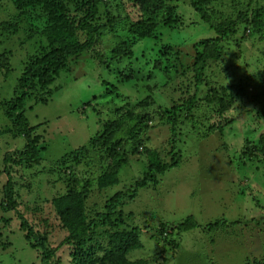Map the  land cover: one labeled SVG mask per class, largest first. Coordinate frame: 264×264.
Listing matches in <instances>:
<instances>
[{
    "label": "rangeland",
    "instance_id": "374dc122",
    "mask_svg": "<svg viewBox=\"0 0 264 264\" xmlns=\"http://www.w3.org/2000/svg\"><path fill=\"white\" fill-rule=\"evenodd\" d=\"M232 1L223 0L218 6L221 10L230 11ZM243 1L246 3L248 0ZM6 2L0 0V21L12 13V6ZM251 5L262 6L264 0H253ZM126 8L132 7L126 3ZM187 8L179 6L177 11L181 15V23L173 30L163 28L159 40L160 45L170 43L184 51L179 57L182 65L191 58L185 55L188 47L190 50L196 41L214 35L198 14ZM235 37L222 58L210 62L207 79L212 83L227 84L245 77L247 73L256 74L264 69V39L249 37L247 30ZM103 40L102 49L107 51L116 43L112 35L105 36ZM21 41H24L22 33L2 43L1 49L11 48L13 54L10 72L4 76V70L0 71V100L12 95L22 70V57L32 43L28 41L26 46L27 43L23 45ZM146 47L143 43L134 50L138 56L143 51L148 58L159 56L157 49L148 50ZM174 76L170 74L169 79ZM154 79L158 87L152 92L154 102L148 107L152 120L145 144L149 149L156 150L163 161L171 162L169 152L173 135L169 125L163 123L158 113L170 107L173 101L186 97L185 85L188 81L179 75L165 84L166 77L160 70L156 71ZM148 83L146 80H133L119 84L115 74L97 66L87 53L72 61L70 70L60 73L55 80L53 87L57 89L49 100L32 104L25 112L29 124H38L37 132L43 136L45 149L41 153V162L24 168L9 162L5 167V153L21 149L24 141L19 136H0V203L6 198V171H10L12 188L19 194L18 198L15 196L20 203L17 208L35 229H46L52 246L58 245L66 233L53 220L54 207L50 201L53 196L65 191L66 179L50 173L51 169L55 172L52 163L85 145L100 129V117L91 105L85 106L88 101L99 105V109L112 107L99 110L106 120L110 115L108 111L113 113V107L133 105L135 100L147 95ZM115 84L124 96L106 92L107 88ZM207 89L202 84L196 91L194 85H190L189 95L195 94L198 99H204L209 93ZM205 105L201 101L197 109L207 113L208 117L210 111L203 108ZM250 106L249 102H237L223 117L213 113L208 120L211 124L215 120L221 123L232 120L224 126L222 140L218 134L212 132L204 135L201 129L194 130L190 126L180 130L175 145V152H180L178 166L159 176L155 185L140 188L135 198H124L125 204L118 211L125 225L141 229L142 247L131 251L128 254L130 259L141 260L143 264H264V156L252 160L240 157L246 138L257 141L259 134L264 131L262 121L253 118L256 113L244 112ZM4 121L5 118L0 123L4 124ZM223 142L228 144L227 148L223 147ZM120 151L126 162L118 172V183L109 188L98 190L96 187L95 178L100 170L98 159L94 158L88 165L80 163L70 168L74 173V186L81 189L86 182L90 185V202L102 203L115 193H126V189L142 177L147 162L142 147L133 153ZM22 174L24 180L19 176ZM188 216L194 218L197 226L178 233L175 230L177 225ZM2 218H10V221L4 223ZM19 223L20 219L14 216L12 210L5 211L0 206V264H41L37 251L24 238ZM160 224H167L166 240L165 233L162 235L157 230ZM104 231L97 230L93 235L91 243L94 246L98 243V249L100 244L107 245V232ZM69 251V245L57 250L56 255L62 264H67Z\"/></svg>",
    "mask_w": 264,
    "mask_h": 264
},
{
    "label": "trees",
    "instance_id": "16d2710c",
    "mask_svg": "<svg viewBox=\"0 0 264 264\" xmlns=\"http://www.w3.org/2000/svg\"><path fill=\"white\" fill-rule=\"evenodd\" d=\"M5 1L12 6V13L0 21V49L2 43L21 33L24 41L20 44L27 43V46L28 41H32L30 49L22 57V70L12 95L0 100V120H6L4 124L0 123V136H19L24 141L21 149L5 153V167L9 162L21 168L41 162V153L45 149L43 136L37 132L38 124H29L25 112L32 104L46 103L57 89L53 84L60 73L69 71L71 62L84 53L97 66L115 74L119 84L133 80L148 81L149 93L135 100L133 105L113 107V113L108 111L110 115L106 120L99 110L112 107L99 109V105L91 101L85 104L91 105L100 117V129L85 145L53 162L55 172L50 170V173L59 174L67 181L64 184L65 191L53 196L50 201L54 207L53 220L66 233L58 245L52 246L46 229H35L17 208L20 203L15 196L18 198L19 194L12 188V174L7 169L4 186L6 198L1 201V208L12 210L14 216L20 219L19 227L24 232V238L37 251L41 264H62L56 252L63 245L70 246L67 264H143L141 260L128 257L131 251L142 247L141 229L125 225L118 208L125 204L124 198H135L140 188L155 185L159 176L178 166L180 152H175V145L180 130L190 126L194 130L201 129L204 135L212 132L218 134L222 140L224 126L232 120L225 123L215 120L211 124L209 119L213 113L223 117L237 102H249L251 106L244 112L256 113L253 118L260 119L264 126V69L256 74L247 73L245 77L227 84L212 83L207 79L210 62L222 58L227 46L236 38L235 35L244 34L247 30L249 37L264 39V5L253 7V0L246 3L233 0L230 11H224L218 6L223 0H126L132 8H126L123 0ZM180 5L194 10L214 32L212 37L202 38L193 43L190 50L187 48L185 55L191 58L183 65L179 57L184 51L178 46L174 47V44L160 45L159 41L163 28L173 30L181 23L182 18L177 11ZM186 10L191 11L188 8ZM108 35H112L116 43L107 51L102 49V43ZM143 43L148 50L157 49L159 56L148 58L144 51L138 56L134 48ZM12 54L11 48L0 50V71L4 70V76L11 70ZM172 68L174 71H171ZM159 70L166 77L165 84L179 75L188 81L185 85L186 97L173 101L170 107L158 113L163 123L169 125L173 135L169 152L171 162L163 161L156 150L149 149L145 144L152 120L148 107L154 102L152 92L158 87L154 76ZM170 74L175 76L169 79ZM202 84L209 91L204 99H198L195 94L189 95L190 85H194L197 91ZM106 92L124 96L119 93L117 84L111 85ZM201 101L206 104L203 108L210 111L208 117L207 113L197 109ZM226 145L223 142V147L227 148ZM140 146L147 156L146 168L142 177L126 189V193H115L108 200L97 203L90 202L92 195L88 182L81 189L74 186V173L70 168L80 163L88 165L95 159L100 161V170L95 178L97 189L103 190L117 184L118 172L126 162L120 150L133 153L138 152ZM261 156H264V131L259 134L257 141L246 138L240 153L241 158L249 160ZM19 176L24 180L23 174ZM2 220L6 223L10 218ZM165 226L167 224H160L157 230L162 235L165 233L166 240L168 234ZM196 226L194 218L188 216L175 230L180 233ZM103 229L107 232V245L100 244L98 249V243L94 246L91 241L97 230ZM145 230H148L147 227Z\"/></svg>",
    "mask_w": 264,
    "mask_h": 264
}]
</instances>
